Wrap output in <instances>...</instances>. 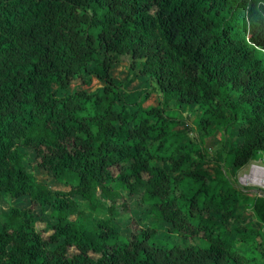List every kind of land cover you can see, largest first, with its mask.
I'll return each instance as SVG.
<instances>
[{"label": "trees", "instance_id": "1", "mask_svg": "<svg viewBox=\"0 0 264 264\" xmlns=\"http://www.w3.org/2000/svg\"><path fill=\"white\" fill-rule=\"evenodd\" d=\"M122 55V86L144 77L157 105L121 95ZM172 107L196 116L192 142ZM261 153L264 0H0V196L25 201L1 218L0 264H264V200L225 176ZM133 196L186 244L136 226Z\"/></svg>", "mask_w": 264, "mask_h": 264}, {"label": "rangeland", "instance_id": "2", "mask_svg": "<svg viewBox=\"0 0 264 264\" xmlns=\"http://www.w3.org/2000/svg\"><path fill=\"white\" fill-rule=\"evenodd\" d=\"M128 60L129 58L125 55L119 56V62L117 64L113 65V67L110 69V76L112 78V81L114 84L121 83L119 86V89L121 90V95L125 97L126 101H132L136 100L140 97L141 93L143 91H149V95L144 101L143 105H156L159 102V94L156 90L151 88H146V83L139 81V79H135L133 82L130 83V85L127 86V88H124L122 86V83L126 80L127 77V66H128ZM112 70V71H111ZM104 85L102 81L97 79L94 75L90 76V83L86 86L87 90H94L96 88H100ZM167 114L170 115H176L180 117V119L185 122L188 127L190 128V131L187 132V141L192 142L194 127L196 125L197 119L196 116L189 111L188 109H178L175 107H172V109L167 111ZM235 134V128L230 129L227 134L224 137L225 144H230V140L233 139ZM194 141V140H193ZM222 139L220 138V135L216 133L214 136H211L205 142L203 143V150L205 152L204 157L207 160L214 159V157H217L219 155L223 154V143ZM190 144V143H189ZM22 153L26 155V158L24 160V166L27 169H30V165L33 161V151L31 149H21ZM252 169H257L258 173L264 174V153H261L255 160L250 161L248 164H246L244 167L238 170L234 169H225V176L230 181L231 184L234 185L238 190L242 189L244 190V186L241 184L242 179L245 177H248L252 171ZM247 191V190H246ZM243 192V191H242ZM127 206H128V215L136 222V226L141 227H147V226H157L158 233L156 235L157 239L161 242L168 244V245H183L186 244V240H181L178 237L169 234L167 232V227L163 224H157L155 226V223L153 220L149 219L147 216V207L146 205L142 204L138 198V196H133L131 198L127 199ZM75 206L76 208L81 211L87 210V204L81 200H75ZM120 200L118 201V205H120ZM25 201L22 200H13L6 194H1L0 196V221L2 216L8 211V208L11 204H23ZM24 205V204H23ZM71 208H74L71 207ZM33 216L35 220V227L37 230L41 232V234L46 237L49 235L48 230V216H49V209H46L44 211H40L39 208L36 206L33 207ZM71 209L69 208L68 211ZM118 212H122L119 208L117 210ZM120 220V219H119ZM117 220V227L120 232V238H123L125 235V228L122 226L123 219L120 221ZM119 221V222H118ZM91 257L95 258L96 255H91Z\"/></svg>", "mask_w": 264, "mask_h": 264}, {"label": "built area", "instance_id": "3", "mask_svg": "<svg viewBox=\"0 0 264 264\" xmlns=\"http://www.w3.org/2000/svg\"><path fill=\"white\" fill-rule=\"evenodd\" d=\"M241 184L245 188L242 189L243 193L264 200V174L258 173L257 169H252L250 175L242 179Z\"/></svg>", "mask_w": 264, "mask_h": 264}, {"label": "crops", "instance_id": "4", "mask_svg": "<svg viewBox=\"0 0 264 264\" xmlns=\"http://www.w3.org/2000/svg\"><path fill=\"white\" fill-rule=\"evenodd\" d=\"M137 79H139V81H141L142 82V80H143V82L145 83L146 81H145V78L144 77H142V76H139ZM147 106H152V105H148V104H146ZM157 105V104H156ZM178 109H180V108H177V110Z\"/></svg>", "mask_w": 264, "mask_h": 264}]
</instances>
